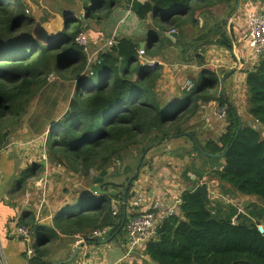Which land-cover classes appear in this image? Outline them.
Listing matches in <instances>:
<instances>
[{"label": "trees", "instance_id": "16d2710c", "mask_svg": "<svg viewBox=\"0 0 264 264\" xmlns=\"http://www.w3.org/2000/svg\"><path fill=\"white\" fill-rule=\"evenodd\" d=\"M119 1L95 0L92 7L111 8ZM217 1L146 0L136 4L135 12L143 20L157 18L161 30L181 27L184 31L186 16L190 22L193 10L208 8ZM194 2L199 4L192 7ZM22 7V0H0V148L9 135L3 130V121L11 115L16 118L23 115L31 90L40 77L53 69L61 72L85 59L84 47L76 41L82 30L80 26L63 33L58 41L43 44L32 34L35 18L27 15ZM159 38L151 34V41ZM223 41L231 46L226 36ZM175 46H184L182 35L179 34ZM205 71L211 70L204 68L202 73ZM160 76L157 66L151 70L140 62L135 40L121 37L101 53L90 70L84 73L78 70L73 109L47 134L50 148L56 149L53 154L73 156L88 173L92 168L106 171L112 159L127 158L129 151L137 149L140 155L132 164L135 169L148 147L170 140L171 135L187 137L192 140L196 153L213 160L221 157L214 154H224V166L211 172L213 179L264 201V136L256 124L243 120L222 90L211 91L219 86L218 74L211 71L200 77L192 89L173 102L160 101L157 92ZM245 83L247 113L264 126V54L247 73ZM211 101L227 106V124L219 137L203 140L198 135L201 129L196 130L190 119ZM180 115L187 118L184 127L180 124ZM146 154L140 170L145 165ZM35 169V165L28 167L23 178L34 176ZM138 176L129 187L128 198ZM130 177L127 175L122 185L114 181L103 190L115 189L118 193V188ZM191 183L195 185L194 181ZM188 187L181 193L179 213L164 219L157 236L144 246L146 254L159 264H264V236L257 227L259 222L249 216L235 222L231 217H220L201 194ZM98 194L100 200H93L89 194L82 196L77 203L80 210L74 213L70 208H63L50 231L56 234L55 227L64 234L80 231L86 240L97 243L100 238H87L88 232L110 226L107 238L123 235L131 210L121 205L119 213L113 215L112 200L119 198ZM26 224L37 235L31 264H47L42 246L50 240L48 230L43 233V228L34 221Z\"/></svg>", "mask_w": 264, "mask_h": 264}, {"label": "crops", "instance_id": "0c3cea01", "mask_svg": "<svg viewBox=\"0 0 264 264\" xmlns=\"http://www.w3.org/2000/svg\"><path fill=\"white\" fill-rule=\"evenodd\" d=\"M94 1L52 0V5H55L53 9L49 8V4L43 6L52 13V17L43 22L45 28L49 33L64 30L65 34L66 31H73L72 23L77 26L76 28L80 26L82 28L80 32L84 31L89 38V43L83 46L85 55L89 59L92 57L94 61L101 53L113 46L108 44L111 37L117 39V42L121 37L134 39L138 52L144 49V57L157 62L161 75L157 81V92L158 95L163 96L162 101L165 102H173L182 97L183 90L192 89L196 81L206 76L208 72L213 71L218 74L220 88L225 76L226 95L246 121L243 113L247 110L245 80L247 73L258 62L252 58V48L248 40L247 15L251 11L264 12V0H241L236 13L237 0H218L208 8L198 7L190 13V15L194 13L191 16L194 23H191V20L189 22L186 16V24L182 26L184 31L181 27L161 30L157 26V18L144 20L139 18L135 12V6L146 0H120L111 8L104 5L98 9L92 7ZM198 4L199 2H194L192 7ZM173 30L177 33L176 37L169 35ZM156 31L162 33L158 34ZM151 34L159 35L160 38L151 41ZM179 34L182 35L184 46L178 47L175 46V42ZM228 35L233 39L230 47L223 41L224 36L228 38ZM143 42H146L144 46H142ZM198 58L201 59V63L198 62ZM206 61L216 69L208 68L211 71L202 73L204 68L207 69L204 64ZM219 71H224L221 76ZM189 83L193 85L191 88ZM239 86H241L240 89H238ZM240 90L243 97L241 106L239 104ZM218 105V102L211 101L202 105L198 111L202 112L203 119L205 117V127H207L206 124H212L209 122L213 116L216 118L214 112ZM246 114L249 123L258 125L264 136V126L254 121L247 112ZM226 124L222 129H214V127L201 129L198 135L203 140L215 139L225 131ZM197 129L200 127H196ZM189 147L190 144L185 143L181 136H173L170 140L151 147L146 154V159L150 163L141 168L133 186L144 189L148 195L154 197L166 195L171 199L170 201H173L176 195H181L182 191L192 184L191 181H194V186L207 182L213 212L216 215L233 219L240 206L245 213L240 214L236 221L249 216L253 221L263 223L264 201L261 198L239 193L229 184L211 177V170L222 169L224 166V156L213 160L204 154H191ZM46 148L45 143L38 137L12 138L0 148V256L3 257V264H25L26 243L17 234L16 229L19 225L33 221L43 228V233L48 230L50 235V240L42 246L47 264L68 259L79 244L83 245L79 248L76 258L61 264H83L84 262L107 264L116 261H121V264H159L145 254L143 246L125 257L126 229L123 235L118 234L116 238L106 237L105 239L110 240L103 244L95 240L91 242L86 240L84 233L80 231L64 234L56 227V234L50 231V228L55 226V218L63 208H70L74 213L76 208L79 209L76 207L78 206L76 198L81 194L93 196L94 193L92 189H83L77 194L73 203L71 198L68 200L60 196L56 197L57 189L53 185L55 181L50 175L54 169L62 170V164L54 165L52 157L44 160L42 154ZM128 154L130 158L126 167L130 168L140 154L137 149L129 151ZM34 165L36 174L27 179L23 178L28 167ZM41 169H44V172H40ZM185 172L187 175L183 176ZM107 180L110 179L107 178ZM118 193H120L119 190ZM149 204L143 205L140 210H148ZM72 212L69 215H72ZM32 234L35 245L37 235L33 230ZM91 234L92 231L88 232L87 238H96ZM51 247L55 249V252L48 254Z\"/></svg>", "mask_w": 264, "mask_h": 264}, {"label": "rangeland", "instance_id": "374dc122", "mask_svg": "<svg viewBox=\"0 0 264 264\" xmlns=\"http://www.w3.org/2000/svg\"><path fill=\"white\" fill-rule=\"evenodd\" d=\"M22 1H23L22 8L24 12L27 15L33 16L35 18V24L32 26V34H33L34 27L38 22H40L45 27V24L43 22L47 18L52 17V13L49 12L47 8H43V6L45 4H49V8L53 9L54 8L53 6L55 5L54 4L52 5V0H22ZM76 27L77 26L74 23H72V30H74ZM84 52H85V48H84ZM95 61L92 59V57L89 59V57L86 56V58L81 60L78 64L73 65L72 67L63 70L61 72L57 71L56 69H53L50 73L54 75V78L51 80H48L47 78L48 75H44L43 77H40L41 80H39L31 90V97L29 98L28 102L25 104V112L23 113V115L19 118H16L11 115L3 121V130L9 133L6 143L12 138H20V137L23 138L38 137L41 140V142L45 143L48 149L46 150V152L47 154L49 153L48 154L49 158L52 157L53 159L52 161L54 162V165L62 164L61 166L62 170L54 169L52 170V173L50 175V177L51 178L53 177L55 181L53 185L55 189H57L55 192L56 197L59 198L60 196L61 198H67L68 200L71 198L72 200L71 199L70 200L72 203L75 200L77 194L81 190L87 188L91 190L92 189L91 187H93L94 185L95 187L98 186L95 183V179L98 176H100L102 171L100 169L98 170L92 168L89 170L88 173H86L87 171L86 168L83 166V164L81 162L76 163L73 156L70 155L62 156L60 154H58V156H55L53 153L56 149L50 148L51 146L49 145L47 134L49 131L54 130V128L56 127L55 125L59 123V121L64 117V115L69 110L73 109L72 101L75 98L76 74L78 70L82 73H84L86 70H90ZM204 64L206 65L207 69L208 68L216 69L213 68L210 62L206 61L204 62ZM81 65L83 66L80 67ZM223 72L224 71L220 72V76L221 74H223ZM240 88L241 86H239L238 89ZM216 89L217 91L218 89L222 90V88L218 86L217 88H214L211 91H215ZM185 91L187 90L185 89L182 92L184 93ZM239 94H240L239 104L241 106L243 103V97H241L242 95L241 90ZM158 97L160 101L163 100L162 99L163 96L161 97V95H158ZM246 112L247 110L243 111L244 117L246 118V122H250L247 118ZM180 116H181L180 124L183 125L184 127L187 125V124L185 125L187 118L185 117V115H180ZM190 121H191L190 124L192 126L200 127V129H210L211 127H214V129H222V127H224L227 122V120L220 121L213 116V119H211V121L209 122V123L212 122V124H208V125L206 124L207 127H205L204 125L206 121H205V117L203 119L202 112L201 113L197 112V114L194 115L190 119ZM256 127L260 128L258 125H256ZM183 139L185 143L187 142V144H190L189 147L190 152L192 154L196 153V151L193 148L192 140H190L187 137H183ZM138 154H140L139 151ZM129 158L130 156L127 158L126 157L121 158L120 156V158L112 159L110 163L112 164L111 165L112 169L108 171L109 173L108 172L106 173L105 177H107L110 180L116 181L117 183L122 185V183H124V181L126 180V176L132 175L135 172L134 169L135 165L131 166L132 168L126 167V163L128 162ZM144 161L145 164L150 163L148 159L146 160L144 159ZM40 172H44V169H41ZM186 175L187 173L185 172L183 176ZM118 190L120 191V193H122L123 186H121L120 189L118 188ZM93 193L94 195L92 199L100 200L101 195H99L97 191H93ZM84 195L85 194H81L76 201L78 202V200ZM212 206L213 204L211 201V207ZM76 210H80V209L76 208ZM100 240L102 241L105 239H100ZM53 252H55V249L51 247L48 251V254L49 253L53 254Z\"/></svg>", "mask_w": 264, "mask_h": 264}, {"label": "built area", "instance_id": "2783aa9c", "mask_svg": "<svg viewBox=\"0 0 264 264\" xmlns=\"http://www.w3.org/2000/svg\"><path fill=\"white\" fill-rule=\"evenodd\" d=\"M248 24V40L249 45L252 48V58L254 61H258L264 54V12L251 11L247 15ZM174 31V30H173ZM76 41L82 46H86L89 43L88 35L82 31L77 34ZM117 39L111 37L108 41L110 46L115 45ZM145 50L140 49L139 58L143 65H146L149 69H155L157 62L155 60H149L144 57ZM48 80L54 78L52 73L47 76ZM193 85L189 83V88ZM214 115L220 121L227 120V106L218 105L215 109ZM47 148L43 151V159L48 160L49 156L46 152ZM192 177V175H191ZM130 197L127 200V207L131 210L132 214L128 217L126 229V255L127 257L135 249L145 246L147 242L154 239L157 236L158 229L162 225L164 219L169 216L179 213V207L182 203L181 195L171 199L166 195L154 197L148 195L144 189L133 186L131 188ZM150 203V204H149ZM149 204L148 210H140L143 205ZM122 205L121 199H113L111 209L113 215H116L120 211ZM245 213V210L238 207V211L232 221H236V218L240 214ZM258 229L264 236V222L257 224ZM111 230L110 226L98 228L92 232V237L105 239ZM17 234L22 237L26 243L25 250V264H31V259L35 255V245L32 230L26 225H19L16 229ZM0 261L3 264V257L0 256ZM87 264V263H83ZM107 264H121V261L111 262Z\"/></svg>", "mask_w": 264, "mask_h": 264}, {"label": "water", "instance_id": "95a60500", "mask_svg": "<svg viewBox=\"0 0 264 264\" xmlns=\"http://www.w3.org/2000/svg\"><path fill=\"white\" fill-rule=\"evenodd\" d=\"M238 1V5L235 9V13L239 10V6H240V2L241 0H237ZM158 32V34H161L162 32L161 31H156ZM64 31H60V32H56V33H49L48 30L40 23L38 22L36 24V26L34 27V32H33V35L35 38H37L38 40H40L43 44H48L50 42H53L55 40H58L62 35H63ZM170 36L172 37H176L177 36V33L176 31H171L169 33ZM228 39L230 40V42H232V37L230 35H228ZM146 44V42H143L142 43V46H144ZM233 53H235L233 51ZM240 63V62H238ZM225 76L223 77L222 81H221V87H222V91L223 93L226 95V90H225ZM174 135H171V137H173ZM161 143V141L159 142ZM159 143H155L154 145L152 146H155ZM152 146L148 147V149H150ZM147 149V150H148ZM147 150L145 151V153L142 155L141 159L139 160L136 168H135V172L134 174L131 175V177L129 178V180L124 184L123 186V192L122 193H117V191L115 189H111L109 191L107 190H103V188L109 184V183H114V181H105V175L106 173L111 170L112 168L110 167L109 169H107L106 171H103L100 176H98L96 179H95V183L96 185H98L97 187H95V185L92 187V190L93 191H97L99 192L100 194H104V195H109V196H112V197H118L119 199L122 200V205L124 208L127 207V200H128V191H129V187L131 185V183L133 182V180L137 177V175L139 174V171H140V166H141V163H142V160L147 152ZM224 155V154H223ZM223 155H218V154H214L213 156H223ZM188 189H193V191L195 193H198V194H201L205 200V202L207 203L208 206H211V200H210V196H209V191H208V184L207 182H203V183H200L198 184L197 186H194V185H189ZM110 239H105V240H102V241H99V243H107ZM83 244H79L78 247H76L74 249V252L73 254L66 260H62L60 261L59 263H52V264H61V263H65V262H69V261H73V259L76 258L77 254H78V251H79V248L82 246Z\"/></svg>", "mask_w": 264, "mask_h": 264}]
</instances>
